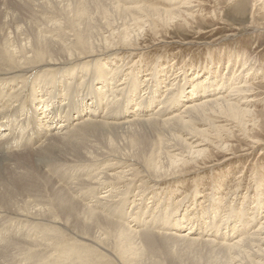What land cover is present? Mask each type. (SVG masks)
I'll list each match as a JSON object with an SVG mask.
<instances>
[{"label":"bare ground","instance_id":"1","mask_svg":"<svg viewBox=\"0 0 264 264\" xmlns=\"http://www.w3.org/2000/svg\"><path fill=\"white\" fill-rule=\"evenodd\" d=\"M70 1L0 0L2 24L11 29L0 27V223L10 239L0 244V264L22 248L25 264L47 257V264H162L152 259L155 239L216 246L222 264H264L260 185L243 195L238 208L213 186L165 188L206 167L264 151V127L249 107L262 90L251 84L259 71L245 60L217 80L212 66L190 77L179 68L163 88L158 69L142 73L131 59L133 45L143 26L197 23L200 0H79L78 9ZM240 1L244 6L246 0ZM258 5L264 12V0H253L251 10ZM18 7L39 14L27 23ZM211 13L225 23L215 9ZM36 22L43 26L37 29ZM249 26L264 30L255 17ZM124 52L127 59L120 57ZM159 127L167 128L168 140L154 138ZM83 133L101 144L89 149L67 141L68 151L61 150L66 138ZM236 136L246 143L239 155L233 151ZM29 153L52 160L36 172L8 167L14 154L26 159ZM216 154L222 161L207 166ZM75 162L86 177L62 186L57 177L66 181L70 172L61 165ZM47 192L50 197L39 201ZM129 197L130 213L124 210ZM119 203L122 210L114 215Z\"/></svg>","mask_w":264,"mask_h":264},{"label":"rangeland","instance_id":"2","mask_svg":"<svg viewBox=\"0 0 264 264\" xmlns=\"http://www.w3.org/2000/svg\"><path fill=\"white\" fill-rule=\"evenodd\" d=\"M200 1L202 3L201 9L203 15L197 16V20H198L197 23H193L189 28L181 25L179 27H172L168 29L158 28V30L157 29L151 30L147 26H143L144 31L138 37L137 40L138 42H136L133 45L134 53H132L129 56L131 57V59L135 60V62L138 61V63L141 64L139 66L141 68L140 70L142 71V69H144V72L142 73L145 72L148 73L150 71H153L154 69H158V73H161L159 74L161 78L160 81L163 82L160 85H164L163 88L165 87L164 80L166 79V76L168 75L171 78L172 75H175V73L173 72L178 70L179 68H181V70L186 71L187 74H189L188 76L190 77L195 71L198 73L200 68L202 69V71H204V68L207 65L209 67L212 66L210 70L213 69V72L216 75L218 74L216 77V79L218 80L220 77L225 75V73L227 72V70H229V68H231V72L233 73L237 71L246 60L247 64H250L253 70L255 69L256 71H259L257 76H254V78L251 80V84L253 83L254 87L258 85L261 86L260 89L262 90L254 92L255 94L254 97L256 99L254 98L255 101H252L249 107L254 108L252 109L257 112L259 122H261L260 125L264 127V95H262L264 94V30H255L253 27L249 26L252 17H255V21L259 23L260 26L264 27V12L261 11L262 10L261 5H258L256 8L252 7L251 10V5L253 0H246L244 6H239L241 3L240 0H200ZM69 3L71 4L72 7L74 6V9L79 8V6L77 5L79 4V0H73L70 1ZM147 4H151L150 1H148ZM212 9H215V11L217 12V18L220 17L224 19L225 23H217L218 20H216V18L212 16L211 13ZM16 10L22 14L23 13L25 14L27 23L32 21L33 14H39V12L33 11L31 7L28 8L18 7L16 8ZM250 10L252 11L253 14L252 13L250 14ZM2 16L3 15L0 12V27L2 28L3 26L4 30H7L8 28L7 31H10L11 29L9 26L7 27V25L2 24L3 22ZM35 26L37 27V29H40L43 25L41 22H36ZM197 30H201V32ZM230 32L234 34L232 36H227L226 34ZM126 54L128 55V52L122 53L120 57L122 59L123 58L127 59ZM142 73L140 72L139 74ZM139 90H141L142 92V89ZM88 101L89 100L86 98L85 103ZM119 106L114 108L115 109L119 108ZM56 123L57 122H55L54 124ZM197 126L200 127V124H197ZM52 127L54 126L52 125ZM177 131H172V133L177 135L179 132ZM167 132H168L167 128L159 127L157 130L153 132V135L156 140H160L158 138L161 139L163 138L168 140L169 132L168 133ZM78 135L69 136L68 138L65 139L66 142L65 141L61 142V147H62L61 150L68 151L67 148L70 147V144L66 145L67 141L68 143L70 142L71 144H74L76 142L79 145H81L79 147H83L86 145L88 146L89 149H91L90 147H93L91 145L96 146L101 144V140H99L97 136H91L89 133H83L81 134L82 136L80 134ZM83 135H85L88 138L86 139V137H84ZM74 137H76V139ZM77 137L79 138L82 137L85 140L83 141L82 138L79 139ZM260 137L261 139L263 138L262 140L264 141V130L262 131V135ZM77 139L81 141L77 142ZM86 140H88V142H86ZM232 144H233V151H235V153L239 155L240 153H242L241 150L243 149V147H245L246 143L243 139H241V137L236 136L235 139L232 141ZM260 150L261 149H255L254 151H251L249 155L241 157L240 159L237 160H233L231 161V163L228 162L222 166H218V167L215 166L216 168L213 170L211 168L213 167L212 163L221 162L223 159L222 155L216 154V156H213L211 157V159H208L210 160L209 163L212 162L210 164L207 163V166L212 165L210 168L206 167L203 170V172L199 174H196L195 172L191 173L187 177L180 179V181L178 182L174 181L170 186L165 185V188L170 189L177 185L179 186L181 185L182 187L181 183L185 185L186 191H192L195 189L202 190L204 187L207 188L209 186V188H211V186H213L216 187V190L219 192L217 194L219 197H223V195L226 194L225 199L227 205H230V201L233 200V203L236 202L238 208L240 207L239 205L242 201L244 194H246L247 197L248 195L250 197L252 193L255 192L254 190L256 184L260 185L261 191L264 192V151H260ZM20 155L21 154H14V156L12 157L14 159L11 160L10 164L8 165V167L11 168L14 172L16 170V173H19L22 170L27 169L28 167L31 168V170L33 171L37 170V168H43V167L45 168V165H47V163H49L52 160L51 158H49L48 161H46L47 157L46 160L45 158H43L44 159L43 160L42 158L31 153H29V158L26 159L21 158ZM208 160H204V161H208ZM130 162L132 163V160H130ZM76 163L77 162H75L74 164L73 163L69 164L67 166L61 165V170L63 169L64 172H67L68 170V173L69 172L71 173V174L69 173V179H67L66 181L64 180L61 181L59 179L60 177H57L58 179L56 178L59 181V183H61V185L63 184L62 186H65L72 182L74 183L76 181L79 182L80 180L78 178L81 176L82 178L80 179L84 178L85 175L84 176L81 175L79 169H74L77 168V166L75 165ZM4 165L5 163L0 161V174L1 173L5 174L3 172ZM59 174L60 173H58L57 176H59ZM68 181H72V182H68ZM134 185L136 188V185H138V183L133 184V186ZM83 190L85 189L83 188ZM47 195L43 196V198L42 197L38 198V200L39 199L46 200L48 197H50V194L48 192ZM247 197L245 198V200H243V205L246 202ZM131 198L132 197L127 198L128 202L124 203L126 207L124 208V210L126 211L129 210L128 213H130L131 210L130 206L132 204L131 203L129 204V201L132 200ZM250 202L251 200H248L247 202L248 205L246 208L252 205ZM116 206L118 207L117 208L115 207L114 215H116V213L119 210H122L123 204L121 205V203H119ZM162 208L164 209L165 207ZM128 213L126 215V218L130 219ZM7 219H9V217ZM5 222L8 223L11 221H5ZM5 225H2L0 223L1 245H3L5 242H8L10 240L8 239L7 241L6 239V232L7 231L9 232L8 230L9 228L8 226ZM188 226L189 225H186L185 228H188ZM20 240L23 239H21L20 237ZM136 240L137 243L135 242V244L138 246L141 245L137 238ZM154 244L155 246H153V248L151 249L152 250L151 255L153 256L152 259L158 260L159 262L162 261V264H169V262H172L173 264H212L219 262L222 264L223 261L224 255L222 251H218L217 250L218 247L213 245L209 246V244L188 245L185 242L171 240V239L169 240L155 239ZM22 249H20L21 252L18 250L20 253L16 251L15 254L10 253V255L5 258L6 259L5 263L7 262L6 264H15V263L17 264L18 262V264L21 263L25 264V259L27 258L26 257L27 250H24L25 248ZM19 254L21 257L18 256ZM22 255H24L23 256L24 258L22 257ZM17 257L19 261L16 260ZM44 258H46V256ZM45 260L48 262L49 261L48 257L42 260V262L39 260V261H35V263L37 262L38 264V262H40L41 264L42 263L47 264ZM145 261L146 260H144V262ZM147 262L149 261L147 260Z\"/></svg>","mask_w":264,"mask_h":264}]
</instances>
